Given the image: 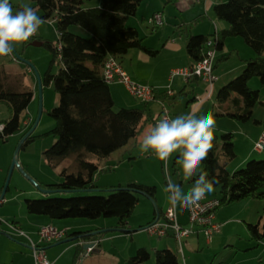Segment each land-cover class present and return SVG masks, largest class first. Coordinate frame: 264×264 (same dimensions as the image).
Returning a JSON list of instances; mask_svg holds the SVG:
<instances>
[{"label": "trees", "instance_id": "trees-1", "mask_svg": "<svg viewBox=\"0 0 264 264\" xmlns=\"http://www.w3.org/2000/svg\"><path fill=\"white\" fill-rule=\"evenodd\" d=\"M29 1L34 4L33 9L41 12L42 20H56L59 35L57 46L46 44L53 53L52 64L58 61L60 70L56 74L49 70L42 81V87L52 84L59 96L58 106L50 112L55 127L49 135L56 141L44 152V157L52 168L74 158L78 171L69 173L64 169L61 173L64 181L60 184L39 183L38 187L47 191L46 197L26 201L27 214L52 221L117 218L119 231L129 234L128 220L139 203V195L154 202L156 188L137 182L100 188L95 176L104 162L137 139L145 124L152 120L148 104H143V108H117L103 75V67L110 57L121 62L134 49L151 57L158 53L144 45L136 28L127 25L144 0H102L99 6L89 9L84 8L85 0ZM22 6H16V11ZM213 12L216 19L228 27L210 36H195L186 31L187 53L195 65L204 59L206 44L211 38L218 52L228 39H244L256 57L246 60L242 73L219 91L218 105L222 112L216 115L247 123L253 120L255 107L260 102V92L252 90L249 83L259 78L264 86V0H228L216 4ZM73 26L84 29L89 37L72 33ZM159 97L160 94L156 100ZM33 98V91L19 92L9 84L4 66L0 64V105H5L10 113L0 122L3 127L0 139L7 141L24 130L23 117ZM153 124H156L154 120ZM31 139L28 137L21 149ZM234 141L232 133L215 136L212 151L200 165L199 174L206 171L210 179L218 180L214 188L219 190L220 207L247 199L264 200V160H250L233 173L227 170L236 158ZM262 220L264 212L257 225H248L256 241L264 238ZM71 236L98 240L104 233L94 237L90 232L67 233L64 240ZM150 258L151 254L142 248L126 264H144ZM155 260V264H179L177 253L168 249L157 250Z\"/></svg>", "mask_w": 264, "mask_h": 264}, {"label": "rangeland", "instance_id": "rangeland-1", "mask_svg": "<svg viewBox=\"0 0 264 264\" xmlns=\"http://www.w3.org/2000/svg\"><path fill=\"white\" fill-rule=\"evenodd\" d=\"M101 1L102 0H85L84 8H95L100 5ZM227 1L228 0L225 2ZM10 2L14 12L16 11V6L19 4L28 5L30 7L34 6L29 0H10ZM176 4L181 11H185L183 7H180L178 1ZM154 6L155 4L148 5L145 3L138 12L140 23H137L135 18L131 17L128 24L138 29L140 37L147 46H155L158 48L160 53L156 66L164 69V72H166L172 62L167 58L164 52L165 47L162 46L165 42L172 43L178 39L185 41L186 30L182 32V14L173 5H166L165 7L167 8L165 11L166 18H164V26L162 27L156 26L149 15H146L144 20L141 19V17ZM169 8L171 10H169ZM36 13L41 18V12L36 10ZM167 13H172L173 20H170ZM183 17L187 20L194 17V15L192 13L191 15H183ZM194 18L191 19V22L195 20ZM176 19H178L177 22L175 21ZM43 21L44 23L38 30L36 39L31 38L29 42L16 45L13 54L5 58H0V64L4 66L9 84L16 91L24 92L31 90L34 93V98L29 106L27 115L23 117L24 121H30V125L25 127L22 132L13 135L8 141L0 139V200L5 193L1 201L2 203H0V214H2V217H0V222L2 223L0 236L11 240L13 238L11 233L20 236L13 229L14 225H12L11 222L14 220H22L23 217H28L26 201L40 200L46 197L44 191L38 187V184H60L64 181L61 175L64 169L68 170L69 173H76L78 171L74 158H69L57 168H52L48 165L44 157V152L56 141L54 136L49 135L55 127V121L50 116V112L59 104V96L52 84L43 87V114L38 125L35 126L41 108L39 96L40 88L37 75H39L43 81L49 70H51L53 74L58 73L60 70L58 61L52 64L54 58L53 53L46 46V44H51L53 46L59 44L56 20ZM203 21H206L213 27L215 23H221V21L216 19L214 12L211 13L209 17L206 16ZM198 25H200V22L191 27V31L194 32L193 34H196ZM70 30L76 35L89 37L88 33L80 27L73 26ZM163 38H165L164 41ZM39 40L44 43V45H33ZM138 51L139 50L135 49L131 50L129 54L123 58L121 62H123L122 64L125 69L131 68L130 57L134 53H140ZM224 56H226L227 59L223 60ZM255 57V52L246 44L243 38H230L226 42V48L217 52L216 63L218 66L215 68L214 74L219 77L220 82H216L213 95L212 97L210 96L209 100H206L208 96V85L204 82H193L186 86L182 82V85L178 88L174 87L177 94L174 101H170L171 99L164 102L156 100L148 104L152 120L145 124L137 139L132 140L124 149L113 154L112 159L102 164V169L95 176V183L100 188L126 186L130 182L152 186L156 188V200L153 202L149 197L139 195V203L133 215L128 220L127 231L131 232L129 234L119 231V220L117 218H101L95 221L87 219L63 220L74 223L77 221H85L101 227L114 229L104 234V238L100 240L101 244L98 250L102 249L105 253L100 258H97L95 264H126V261L130 257L136 255L139 248H146L151 254L150 260L144 264H155L156 262V250L154 248L156 244L162 240L156 236L150 235L146 228L157 216L156 205L164 208L163 214L172 205L169 193L165 191V188L169 181L180 184V175L183 173L181 164L176 165L178 166L176 172L173 170L175 167L176 155L178 153H173L168 167L167 163L160 161L152 152L142 154L139 150V144L154 127L153 120L156 121L158 115L163 110L168 111L172 118L188 114L193 109L198 110L201 114L212 111L216 119L215 136L221 137L222 134L226 133H233L235 136L236 158L229 164L228 170L230 173H233L234 171L241 170L247 165L248 162L242 167L235 169V165H237L241 159L245 158L249 151L255 150L253 149L254 147H249L248 142H246L245 136L248 134L246 132H249V135L252 136L256 132V129L264 131V86L261 85L260 79L254 78L249 83V87L252 90L260 92V102L255 107L253 120L243 123L226 120L225 118L218 117L216 114L222 112L218 105L219 91L242 73L244 69H241V65L245 64V60H250ZM168 73V75H171L172 72ZM179 78H177V80ZM184 86L185 92L183 93L181 90ZM127 95L134 105L130 108H143L142 102L129 94ZM193 98H197V101H193ZM117 108H119L118 105ZM9 115L8 108L5 105H0V122L6 120ZM255 121L260 122V124H256ZM231 125L236 126L231 127ZM228 130H233L234 132ZM30 133L32 137L31 141L24 146L23 149H20L18 156L19 166L11 171L15 153L20 147L23 139ZM263 151L260 152V154L255 153L256 156L254 159H251V161L264 160ZM123 156L125 158L124 161H122ZM130 157L134 159L129 161ZM190 185V182L184 183L183 189L185 192L188 191ZM99 195L107 196L108 194L99 193ZM247 200L250 203L264 205V200ZM177 205L176 211L180 213L181 207L179 204ZM251 208L253 207L251 206ZM261 210H263V214V207ZM243 245V242L238 243V246ZM204 250L203 248L199 249L197 245L190 249L184 246V253L182 254L178 246L174 245L173 247V251L177 253L179 257L180 264H237L238 261L246 258V253L236 252L231 248L222 249L219 255L208 252L207 248ZM2 256L12 264V257L8 250H5ZM93 256H95V254H93ZM81 261L82 260H80L78 264H82Z\"/></svg>", "mask_w": 264, "mask_h": 264}, {"label": "crops", "instance_id": "crops-1", "mask_svg": "<svg viewBox=\"0 0 264 264\" xmlns=\"http://www.w3.org/2000/svg\"><path fill=\"white\" fill-rule=\"evenodd\" d=\"M177 1L179 2L180 7H183L185 11H181V9L177 7V4H176ZM225 1L226 0H201L200 2H196L195 0H172L169 2L168 0H144V2L139 7V10H141V8L144 6L145 3L148 5L155 4V6L152 9L148 10L147 13H145V15L141 17V19L144 20L146 15H149L151 16V18H153L155 14L159 13L162 15V18H163L162 26H164V18H166L165 11L167 9L165 7L166 5H173L182 14V21H181V25H182L181 27L183 28L182 32H185L184 30H186V31H190V33L193 34L194 32L191 31V27L195 25L196 23L200 22V25H198V27L196 28L197 30L196 34H193V35L210 36L217 32L223 31L228 27L225 23H222V22L215 23V26L213 27L212 25L208 24L206 21H203L205 20L206 16L209 17L211 13H213V8L216 4L220 2H225ZM169 10L171 9L169 8ZM138 12L133 17L135 18L137 23H140V19H138ZM192 13L195 18L192 17L186 20L183 17V15L184 16H186L187 14L191 15ZM167 15L170 18V20H173L172 13H167ZM193 18L195 20L191 22L192 21L191 19ZM175 21L177 22L178 19H176ZM128 23H129V20L127 21V25H129ZM129 26L132 27V25H129ZM37 35L38 34H36L35 38H37ZM185 35H186L185 41L178 39L172 43L165 42L163 44L162 47H165L164 52L167 55V58L170 59L172 62L170 63L171 66L167 68L166 72H164V69L156 66L157 64L156 62L158 61V58H159L158 56L160 53L158 48L155 46H147L145 43L144 45L146 47L158 52L156 56L151 57V56L146 55L142 51H138L140 53H134L130 57V67H131L130 69H125V67L122 64L123 62H121V65L124 71L127 73V75L130 77L131 80L141 83V84L150 85L159 90V94L161 95V97H159L157 101L160 100L164 102L168 99H171L170 101H174L177 96L176 90L174 89V87L178 88L180 85H182V82L186 86V85L192 84L193 82L202 81L196 78L186 80L183 77L179 78L180 76L171 79L170 78L171 75H168L169 74L168 72H172L175 69L177 70V69L189 68L194 65V61L188 55L187 49L185 52V48L187 47V33ZM164 40L165 38H163V41ZM226 42H225L223 50L226 48ZM37 43H41V45H43V43L40 42V40ZM217 66L218 64L216 63L215 68ZM244 68H245V64H242L241 69H244ZM177 78L179 79L177 80ZM218 82H220L219 77H218ZM185 86L181 90L183 91V93L185 92ZM169 87L174 93L173 97L165 96V92L168 90ZM110 90H111V94L115 101L116 106L118 105L119 108L132 109L130 107H133L134 105L132 101H130L127 95L129 94V92L123 85L112 84L110 85ZM193 101H197V98H193ZM161 113L158 115L156 121L158 120ZM221 118H225V117H221ZM225 119L232 120L229 118H225ZM232 121H235V120H232ZM29 125H30V121L25 120L24 127H27ZM232 126L234 127L236 125H231V127ZM228 131L234 132L233 130H228ZM255 131L256 132L254 133V135L251 136L249 135V132H246L248 134H246L245 136L246 142H248L249 147H254L253 149H255L256 143L259 141L261 135L264 133V131H261V129H256ZM235 148H236V145H235ZM177 153H176L177 157H176L175 164H174L175 167L173 169L175 170V172L178 170V166L176 165L178 164L177 161L180 159L179 152ZM255 153L260 154V152L256 150L254 151L251 150V152L249 151L247 156L241 159L239 163L235 165V169L242 167L246 162H248L251 159H254V157L256 156ZM133 159L134 158L130 157L129 161ZM124 160L125 158L123 156L122 161ZM170 160L171 158L167 161L168 167H169ZM200 170H201V167H198L196 171L194 172L196 174H193L194 176H192L187 181L183 179V173H182L180 175L181 186L183 187L184 183L190 182L191 184L189 186L190 188L193 184L192 180L197 177ZM227 170H228V167H227ZM206 197L208 199H219L220 197L219 190L214 188V191L207 194ZM1 201L2 199L0 200V203H2ZM251 206L253 208H251ZM177 207L178 205L176 204V209ZM262 207L264 209V205H259L257 203L255 204L250 203L248 200H244L239 203H234V204L220 207L216 211L215 222L221 226V230L218 234H216L212 238L211 241H208L205 238V236L200 231H198V233L184 240L182 248H180L176 239L172 235H169L168 237L161 239L162 241L158 242L154 249L156 251L157 250H167V249L173 251V247L175 245L180 248L183 254L184 246L190 249L197 245L199 249L203 248L204 250L205 248H207L208 252L216 253V255H219L222 249L231 248L232 250L236 252L246 253V258L238 261L237 264H264V238L262 241H256L252 238L248 230V225H257L260 222L261 217L263 215L262 214L263 210H261ZM156 211L163 215L164 208H161L158 205H156ZM176 214H177L178 222L181 225L185 226L188 224V207H181V212L178 213L176 211ZM1 215L2 214H0V217H2ZM263 223H264V220H262V224ZM1 224L2 223L0 222V232L2 231ZM11 224L14 225V227L21 229L23 232H25L32 239V241L36 243L38 247H40V249H43L45 251L47 259L52 264H78L80 260H82L81 261L82 264H95L97 262L96 261L97 258H100L105 253L104 250L102 249L98 250V247L101 244L100 240H102L105 235L98 240H95V239L82 240L80 238L71 236V237H68L66 240H62V241H55L53 243H40L39 242L40 241L39 232L43 227L52 225L56 228H59L60 230H66L67 233L69 234L90 232V236H93V237L101 233L106 234L109 231L114 230L113 228L101 227L93 223H87L85 221H77L75 223L71 221H52L45 217H37V216H31V215H28V217H23V219L19 221L14 220L13 222H11ZM149 224H151V222ZM11 235L13 236V238L15 237L14 239L12 238V240L7 239L3 236H0V264H10V262L4 256H2L5 250H8V252H10L11 257H12V260H11L12 264H36L34 254L32 252L33 250H32V247L30 246V241L25 237L17 236L15 233H11ZM240 242H243L244 245L238 246V243ZM87 246H89L88 248H90L91 246H94V251L89 256H85L86 254L85 252L88 249L86 248ZM79 248H80V251H79ZM139 249H142V248H139ZM93 254H95V256H93Z\"/></svg>", "mask_w": 264, "mask_h": 264}, {"label": "clouds", "instance_id": "clouds-1", "mask_svg": "<svg viewBox=\"0 0 264 264\" xmlns=\"http://www.w3.org/2000/svg\"><path fill=\"white\" fill-rule=\"evenodd\" d=\"M44 21L36 10L23 5L14 12L10 0H0V57L13 54L18 44L29 42ZM216 119L212 111L200 113L193 109L188 114L165 118L154 125L139 144L142 154L152 152L160 161L167 163L173 153L179 152L178 164L183 168V179L189 180L214 147ZM218 183L209 178L206 171L187 192L178 183L169 181L165 191L173 204L191 207L214 191Z\"/></svg>", "mask_w": 264, "mask_h": 264}, {"label": "built area", "instance_id": "built-area-1", "mask_svg": "<svg viewBox=\"0 0 264 264\" xmlns=\"http://www.w3.org/2000/svg\"><path fill=\"white\" fill-rule=\"evenodd\" d=\"M200 2L201 0H195ZM152 22L161 27L163 25L162 15L157 13L153 16ZM218 33V32H217ZM36 35L33 37L35 38ZM216 42L211 38L205 49V57L202 61L196 63L192 67L173 70L170 78L183 77L186 80L199 79L208 85V96L206 100L213 95L214 86L218 82V77L214 74L217 50L215 48ZM7 57V56H6ZM5 58V57H0ZM103 75L108 85L120 84L123 85L129 94L143 104H149L156 101V97L159 94V90L150 85L138 84L130 79L127 73L124 71L120 61L116 58L110 57L103 67ZM167 97H173V91L168 88L165 92ZM172 118L170 113L163 110L160 117L156 121L158 123L162 119ZM3 127L0 126V131ZM255 150L262 152L264 150V133L261 135L259 141L255 145ZM220 207L219 199H208L206 196L197 203H194L191 207H188V224L181 225L178 222L176 214V204H173L162 215L157 212V216L154 221L146 228L150 235L156 236L160 239L172 235L180 248H182L183 241L191 237L192 235L200 231L208 241L218 234L221 230V226L215 222L216 211ZM15 232L22 236L27 237L30 240V246L32 247L35 263L36 264H52L46 257L45 251L40 249L36 243L21 229L13 227ZM67 231L54 229L53 226L43 227L39 232L40 243H53L55 241H62L66 238ZM94 251V246H91L85 252V256H89Z\"/></svg>", "mask_w": 264, "mask_h": 264}, {"label": "water", "instance_id": "water-1", "mask_svg": "<svg viewBox=\"0 0 264 264\" xmlns=\"http://www.w3.org/2000/svg\"><path fill=\"white\" fill-rule=\"evenodd\" d=\"M33 45H35V46H40L41 43H37V42H36V43H34ZM37 78H38V83H39V88H40L39 96H40V101H41V108H40L39 116H38V118H37V121H36V123H35V126L38 125V123H39V121H40V119H41V117H42V114H43V109H42V91H43L42 80H41V78L39 77V75H37ZM30 136H31V133H30L27 137H25V138L23 139V141H22L20 147L17 149V151H16V153H15V158H14V161H13V164H12V169H11V171H13V170L15 169V167L19 166L18 156H19V153H20V149H21V147H22L23 142H24L28 137H30ZM7 141H8V140H7ZM43 191H44L45 194H47V191H45V190H43ZM4 195H5V193L3 194L2 198H1L2 200H3V198H4ZM0 235H1V233H0ZM67 242H68V241H67ZM88 247H89V246H87L86 248H88Z\"/></svg>", "mask_w": 264, "mask_h": 264}, {"label": "bare ground", "instance_id": "bare-ground-1", "mask_svg": "<svg viewBox=\"0 0 264 264\" xmlns=\"http://www.w3.org/2000/svg\"><path fill=\"white\" fill-rule=\"evenodd\" d=\"M53 228H54V229H59V228H56V227H54V226H53Z\"/></svg>", "mask_w": 264, "mask_h": 264}]
</instances>
